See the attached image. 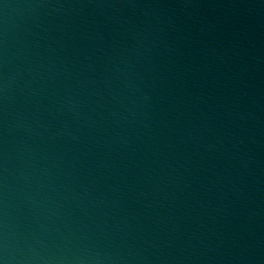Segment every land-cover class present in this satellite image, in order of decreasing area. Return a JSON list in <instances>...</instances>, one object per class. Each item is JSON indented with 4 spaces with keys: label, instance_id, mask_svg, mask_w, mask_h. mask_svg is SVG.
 <instances>
[{
    "label": "water",
    "instance_id": "water-1",
    "mask_svg": "<svg viewBox=\"0 0 264 264\" xmlns=\"http://www.w3.org/2000/svg\"><path fill=\"white\" fill-rule=\"evenodd\" d=\"M0 264H264V0H0Z\"/></svg>",
    "mask_w": 264,
    "mask_h": 264
}]
</instances>
